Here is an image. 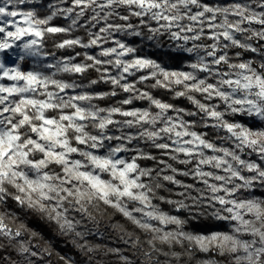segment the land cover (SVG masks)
I'll return each mask as SVG.
<instances>
[{"label": "snow or ice", "instance_id": "6c2138e0", "mask_svg": "<svg viewBox=\"0 0 264 264\" xmlns=\"http://www.w3.org/2000/svg\"><path fill=\"white\" fill-rule=\"evenodd\" d=\"M26 4L41 5L42 0H0V81L11 82L0 83V247L15 248L20 260L8 257L11 264H33L30 257L39 253L31 241L18 239L28 230L23 221L15 231L4 222L6 217L17 219L9 200L21 211L47 216L63 233L75 232L81 239L86 233L76 231L80 222L69 219V207L89 214L94 201L102 202L135 228L151 234L150 250L143 252L148 264L158 251L156 241L182 248L186 243L184 251L189 256L194 250L214 251L228 255L232 264H264V198L254 195L256 188H264V163H260L264 162V0L224 5L204 0H51L41 8H21ZM40 11L46 14L41 16ZM57 17L67 21V26H53ZM132 18L138 23H131ZM113 19L123 23L110 22ZM143 28L150 33L149 40L167 34L173 41H183L176 50L195 56L187 65L191 71L167 70L155 60L135 56L137 48L115 39L116 33L142 37ZM79 29L85 31L87 40L72 36ZM58 34L66 38L54 39ZM49 39L57 50L99 51L57 58L55 52L45 50ZM203 40L211 43H197ZM109 43L113 46H104ZM230 49L256 55L241 59L242 52L237 51L234 61ZM130 55L131 59L125 58ZM81 56V62H74ZM12 58L15 66L5 62ZM28 58L33 69L22 71L20 63ZM90 69L99 75L87 85L56 78L83 76ZM136 73L144 74L129 82L128 77ZM147 81H153V89L172 92L174 99L186 98L195 110L166 103L137 87ZM100 82L110 83L111 91H77ZM117 89L129 94L120 105L147 100L149 107L104 108L93 103L117 96ZM229 115L245 119L228 120ZM111 125L121 134H110ZM198 126L224 132L218 137L223 143L207 139V132L194 130ZM125 128L137 131L124 132ZM133 141L150 143L163 150L168 160L193 167L180 171L163 159L157 161L162 167H141L138 160L157 158L129 147ZM128 152L135 155H120ZM205 166L215 171H205ZM169 171L171 175L166 174ZM176 175L198 179L204 188L183 184ZM161 181L184 188L178 193L184 199L157 196V190L164 187ZM188 189L198 195L192 196ZM156 199L175 204L177 211L190 208L185 200L195 207L207 201L206 206L215 209L211 215L227 221L230 230L185 231L187 220L162 211L153 202ZM169 225L175 228L168 230ZM124 243L139 251V237L124 239ZM79 247L93 251L86 242ZM170 255L179 260L181 253ZM121 259L132 264L126 256Z\"/></svg>", "mask_w": 264, "mask_h": 264}, {"label": "rangeland", "instance_id": "374dc122", "mask_svg": "<svg viewBox=\"0 0 264 264\" xmlns=\"http://www.w3.org/2000/svg\"><path fill=\"white\" fill-rule=\"evenodd\" d=\"M51 2V0H42L41 5H21V8L27 10L30 8H41V6H46L47 3ZM204 2L210 3L212 5H224L226 3H231V2H240L244 3L246 0H204ZM45 11H40L39 15L43 16L45 15ZM126 14V13H125ZM87 15H91L89 12ZM83 22V21H82ZM110 22L114 23H123L122 21H119L118 19H113ZM133 24H137L138 20L136 18H132L130 21ZM67 21H65L62 17H57L54 19L51 24L53 26H67ZM152 27H156L157 25L155 22H150ZM99 27V26H98ZM253 27H259L257 25H253ZM93 31H96L97 29H92ZM175 30V29H174ZM144 35L142 37H134V36H128L120 33H116L115 39H119L123 41L124 43L128 44L129 46L137 48V52L134 54L135 56H140V57H147L149 59L155 60L158 62L162 67L166 68L167 70L170 71H191L190 68L187 67V65L191 62H194L195 56L192 55L190 56L187 53L180 52L176 50V45L177 44H183V41H173L170 39V37L167 34H164L162 36H158L155 39L149 40L148 36L150 33H148L147 28L142 29ZM72 36H80L83 37L85 40H87V35L83 29H79L75 32L72 33ZM211 43L210 41L203 40L199 41L197 43ZM264 43V42H262ZM105 47H110L113 46L111 43L105 44ZM190 46V45H189ZM88 51L90 54H94L99 51V49L92 48V49H81L79 52H84ZM237 51H241L240 49H230L229 53L230 56H232L233 60L235 61V56L234 53ZM75 55V54H72ZM255 53H250V52H242L241 59H249L255 57ZM65 56H70V55H65ZM65 56H56L57 58L59 57H65ZM126 59H131L132 56L130 55L129 57H125ZM13 59H6V63L9 64V66H15L13 63ZM50 60H52V57H49ZM83 60V57H77V60L74 62H81ZM20 68L22 71H30L33 69V64L31 58H28L26 62H21L20 63ZM147 71V70H145ZM115 74V73H113ZM144 73H136L135 76L128 77V81L132 82L137 79L138 76L142 75ZM73 77V78H72ZM56 78L58 79H63L67 80L69 82L75 80L77 83H84L88 84L87 81H82V80H77L73 75H68V74H61L58 75ZM0 83L3 84H10V81L4 80L0 81ZM137 87H139L137 85ZM141 88V87H139ZM88 91L92 93H103L104 91L99 90L98 88L95 87V85H91L89 87H86L84 89H77V91ZM93 103L97 104L100 107H122V106H101L97 103L96 100L93 101ZM213 103H219V101H213ZM126 108V107H124ZM132 108H146V107H139V106H131L127 107L126 109H132ZM222 110V109H221ZM152 111H156L152 110ZM173 114V113H170ZM48 115H54V113H48ZM174 115V114H173ZM185 119H199V118H194V117H184ZM228 120H243L245 119L244 117L240 116H226L225 117ZM115 119L117 120H124L126 119L125 117H120L116 116ZM249 123H251L249 121ZM255 126V125H254ZM110 128V134L113 135H120V131L117 130L116 125H111L109 126ZM198 132H203L199 131L197 129H194ZM89 131H95L94 129H89ZM124 132H134L137 131V129H123ZM223 135H225L224 132H220ZM207 139L208 136L206 137ZM214 142V141H213ZM113 144L119 143L118 141H113ZM216 144H221L223 143L221 140H218L217 142H214ZM150 144V143H149ZM224 146H230L227 143L224 144ZM82 147V146H81ZM129 147H137L145 152L151 153L150 149L148 148L147 144H145L143 141H133L132 145H129ZM159 151V157H167L163 155V150L158 149ZM161 153V154H160ZM210 154V153H209ZM121 156L124 158H131V156L135 155L134 152H128V153H121ZM152 155V153H151ZM153 156V155H152ZM80 158V157H76ZM184 157L181 156V159ZM248 158V157H245ZM162 158H157L156 161H154L153 166L148 167V166H142L140 165L139 160L137 163L141 167H146V168H153L158 166L157 161L161 160ZM251 159H256L254 156L251 157ZM164 160V159H163ZM264 163V162H260ZM179 164V163H178ZM194 164V162H193ZM180 166L177 167L173 165V167L179 169L180 171H188L190 170L193 165H184V164H179ZM53 167H55L53 165ZM158 167H162L159 165ZM205 171H215L214 169H211L207 166L204 168ZM166 174L171 175L172 173L169 171ZM223 174V173H219ZM245 175H248V173H244ZM185 177L190 178L192 181L191 183H187ZM176 179L183 182V184H191L194 185L196 189H203L204 185L200 182H198V179H194L189 176H184V175H176ZM213 183H218L216 181H210ZM249 195L248 193H244V196ZM254 195L258 197L264 198V188H256L254 190ZM243 198V197H241ZM207 201H205V205H207ZM218 208L219 205H216ZM213 211L215 210L212 208ZM176 210V208H175ZM0 211H3L2 208H0ZM166 212V211H165ZM88 213L90 214H84L81 212L76 211L74 208L69 207V212H68V217L69 219H73L76 221H79L80 223L76 226V231L86 233L83 239L75 235V232L73 233H67L64 235L68 236L72 242L71 245L74 246L75 249L81 250V252L78 255H73L70 253V251L67 250V248L63 244L56 243L52 241L46 234L38 232L36 229L32 228L31 226L27 225L18 215L17 219L14 220L12 218H5V223L13 229V231L17 229H21V223L20 221H23L24 224L27 225V231H24V234L19 237V240H24V241H31L34 251H37L39 255L37 257H30V259L33 261V264H48L51 260L55 259L58 264H125V261L121 259L122 256H126L129 258V260L132 262V264H148V262L145 260L143 257V252L150 250L147 241L151 239V234L149 236L143 235L139 233L138 231L132 230L125 226L118 218H115L114 215L115 213H119L116 209L111 208L107 205H104L102 202L99 201H94L92 206H89L88 208ZM170 215H175L178 216L181 219H185L180 213L178 212H167ZM120 214V213H119ZM122 215V214H121ZM123 217V216H122ZM213 217V216H212ZM214 218V217H213ZM214 220H216L214 218ZM219 221V220H216ZM55 222V221H54ZM222 222V226L217 228L216 230L213 231H229L230 230V225L227 221H220ZM56 223V222H55ZM57 224V223H56ZM58 225V224H57ZM59 226V225H58ZM175 228V225H169L168 230H172ZM185 231H191L186 228H184ZM143 232L142 230H140ZM210 231V232H213ZM128 233H135L131 237H129L127 234ZM144 233V232H143ZM208 233V232H204ZM123 237V239H122ZM139 237L140 244L138 245L139 251H137L136 248H133L130 244H125L124 239H131L135 240ZM248 238V237H245ZM34 240V242H33ZM87 244V247H91L93 251L88 252L86 250H82L79 245L81 244ZM163 244L165 243H160L159 241L155 242V247L158 249L153 256H152V261L151 264H205L206 261H211L213 264H232V261L229 259L228 255H224L226 259H228L229 263H225L224 261L218 260L216 257L212 256L211 254L208 256H199L197 258L193 257V254L189 256L187 253H185L184 248L187 247V244L185 243L184 248H182L180 245H176L181 247L180 250L177 252L181 253L179 260H177L175 257L171 256L170 253L172 250H167V247L164 246ZM168 245V244H166ZM38 248L41 249L38 250ZM112 249H119V252L112 251ZM198 251V250H197ZM100 252L101 258H96L97 253ZM200 252V251H199ZM215 253L218 254L214 251H210L208 253ZM201 254H208V253H203L200 252ZM93 254V255H91ZM219 255V254H218ZM221 256V255H220ZM103 258V259H102Z\"/></svg>", "mask_w": 264, "mask_h": 264}, {"label": "trees", "instance_id": "16d2710c", "mask_svg": "<svg viewBox=\"0 0 264 264\" xmlns=\"http://www.w3.org/2000/svg\"><path fill=\"white\" fill-rule=\"evenodd\" d=\"M64 38H66V37L63 34H58L54 39L61 40ZM45 50L49 51V52H55L56 56L72 55V54H75L76 52L81 51L80 48H75V49H71V50H57V49L52 47V39H49L47 41ZM98 75L99 74L95 70L90 69L88 72L83 74V76H80V75H73V76L77 80L89 82L91 79H98ZM151 83H153V81H147L144 84H138V86L144 90L149 91L151 93V95H153L155 98L160 99L166 103H171L177 107L185 108L188 110H195L193 105L186 98L181 97L179 99H174L172 92H169L163 88L153 89L150 87ZM95 87L101 91H104V92H110L112 89V86L110 83H104V82H100V83L96 84ZM117 92H118V95L115 97L108 96L104 99H98L96 101L101 106H103V105L104 106H110V105H113V106L118 105L119 106L120 105L119 101L126 98L129 94L123 93L122 90H120V89H117ZM194 95H197L198 99L201 98V97H199L198 94H194ZM120 106L126 107V108L131 107V106H139V107L148 108L149 103L147 100H134L131 105H120ZM151 110H155V109L153 108ZM195 129H197L199 131L207 132L208 138L214 142H217L218 140H220L218 137L222 136V134L220 132L217 133L216 130L211 129V128H203V127L198 126ZM147 146L150 149L153 156H155L156 158H162L164 160H168V157H163V156L159 157L160 155H159L158 149L151 147L150 144H147ZM154 161H156V160H146V159L139 160L140 165L148 166V167H150V166L152 167L154 164L153 163ZM168 163L175 165L177 167L180 166L178 163L171 161V160H168ZM158 166H156V167H158ZM185 178H187L186 179L187 183L192 182L190 180V178H188V177H185ZM161 183L164 184V187L157 190V196H162V197H165L166 199H170L173 201L184 199V197L178 195V193L185 191L184 188L179 187L177 185H173V184L165 182V181H161ZM188 185H191V184H188ZM169 189L171 191H169ZM187 191L190 192L192 196L198 195V192L195 191L194 189H188ZM153 202L155 204L159 205V207L161 208L162 211L180 213L185 218V220H187V223L184 225V228H186L188 230H192L196 233L210 232V231L216 230L217 228L222 226V222L216 221L212 217L211 213L213 212V209L207 207L206 205L200 206V207H195V206H192L191 200H185V203L189 204L190 208L188 210L180 209L179 211H177V209L175 210V208H176L175 204L162 203L159 199H156ZM8 207H9V209L14 210L16 212V215H18L25 223H27V225L36 229L40 233L46 234L50 239H52V241L59 243V244H63L67 248V250L70 251L71 254L78 255L81 252V250L75 249L74 246L71 245L72 242H71L70 238L68 236L64 235V233L60 230L59 226L53 220H50L47 216H41L39 213L31 212V211H21L18 208V206L15 204V202L11 201V200H9ZM193 216H195L196 218L192 219L191 217H193ZM114 217L118 218L128 228L135 230V231H138L139 233L146 235V236L150 235V233H145V232L143 233L140 231V229L135 228L128 220H126L124 217H122L121 214L115 213ZM33 242H34V240H33ZM4 243L7 244V241H4ZM163 245L167 247V250H172V252H177L181 248V247L176 246V245H172L171 247H169V245H166V244H163ZM38 250L41 251L40 248H38ZM99 254H100V252L97 253L96 258H101V256ZM210 254L212 256L216 257L220 261H224L225 263H229L228 259H226L224 256H220V255L215 254L213 252L208 253V254H201L199 251L194 250L193 257L197 258V257L202 256V255L208 256ZM91 255H93V254H91ZM8 257H11L13 260H18V261L20 260V257L17 256L16 250L14 247H0V264H11V261H9L7 259ZM48 264H50V262H48ZM51 264H58V262L55 259H52Z\"/></svg>", "mask_w": 264, "mask_h": 264}]
</instances>
